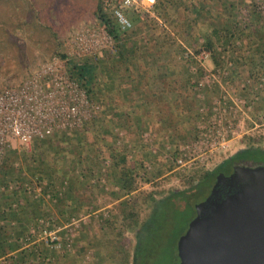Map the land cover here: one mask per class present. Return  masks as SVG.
I'll return each mask as SVG.
<instances>
[{
    "label": "rangeland",
    "instance_id": "obj_1",
    "mask_svg": "<svg viewBox=\"0 0 264 264\" xmlns=\"http://www.w3.org/2000/svg\"><path fill=\"white\" fill-rule=\"evenodd\" d=\"M100 1H103L105 12L113 17L111 8L105 5L104 0H0V90L6 85L20 84L36 69L54 59H59L63 63L66 61L63 59H69L70 62L66 64V68L68 67L71 73L72 65L78 60L101 55L105 51L113 52V47L103 46L104 40L98 43L89 41L88 44L92 46L85 52L81 50L78 43L74 42L78 34L82 35L86 31L91 33L104 25L97 14ZM214 1L174 0L169 21L157 18L154 10L156 0L150 11L136 12L142 20L157 19L161 25L172 27L179 33L173 35L179 37L180 43L184 46L182 61L181 63L177 61L176 65L170 63L169 66L177 68L179 80L176 85V89H179L177 91L182 94L194 93L201 99L206 98L209 93L212 98L210 105L201 104V107H204L200 110L201 117L194 118L192 125L187 124L186 128L191 131L189 140L180 143L177 137H170V141L163 130L162 117L167 108L163 109L162 115L151 111L150 115L145 116L151 126L142 133L141 137L133 136L131 129H115L113 139L124 149L129 160H134L135 156L140 159L149 157L141 175L155 168L156 158L171 162L174 167L172 171L149 182L143 180L141 176L138 188L132 192L123 190L119 185L107 180L103 171L111 164L110 160L102 163L103 171L90 172L88 168L75 167L68 163V166L64 165V168L69 171L71 180L67 177L59 184L50 183L49 179L47 182L45 180L40 182L38 180L40 175H31L23 183V195L32 200L43 198L46 204L39 207L43 213H37L36 221L24 232L23 240L20 242L23 248L35 245L37 251L44 247L50 248V251L54 250L44 254L47 256L45 261L54 260L53 254L59 253L61 256L66 255L64 258L68 259L69 264H132L135 250L132 227L140 215L142 217L145 215L147 206L144 201L151 198L147 196L153 193V196L158 198L170 189L178 190L188 186L192 180H197L201 174L213 167L215 160L232 153L233 146L245 136H264V76H254V72L246 73L241 77L233 75L232 69L235 68L236 62L228 55L220 56L218 63L210 58L198 62L188 56L190 51L202 49L205 35L209 33H205L207 27L200 24L203 22L204 25L210 20L211 17L204 14V10L207 11L208 8L217 7L214 16H218L219 21L233 22L241 26L253 23L252 10H255L264 20V13L259 11L255 0H233L235 4L229 10L224 9L225 0H219L218 6ZM193 5L197 8L194 9ZM198 10L203 14L196 17L200 23L195 22L188 26V17L193 20L194 16L200 13ZM129 17L132 21L131 29L136 22L130 14ZM211 19H214L213 16ZM162 57L163 60L169 59L165 55ZM230 61L232 65L229 64ZM188 67L189 72L188 70L184 72ZM187 77H190L191 86L186 84V86H180ZM200 81L210 84V87H207L208 90L195 88V84ZM122 99L123 106L118 113L120 116L126 114L134 124V114H129L132 108L125 105L126 101L123 97ZM93 101L100 105L99 111L82 126L73 130L89 131L93 135L98 133L91 123L100 116L103 107L98 101ZM158 104L155 102L152 107L156 109ZM62 133L63 131L55 134ZM219 134L229 137V149L226 153L211 156L208 151L209 138L206 141V137H217ZM145 137H149V140ZM169 146L170 149H168ZM184 146H190L186 159L189 160V156L193 158L191 166H180L176 161L182 155L181 148ZM153 148H156L157 152H154ZM12 156L13 153H8L5 161L9 157L7 162H13L17 169L21 168L23 172H26L28 169L23 165V161L14 160ZM49 160L52 161L50 156ZM59 161L61 163L60 159ZM59 161L55 159V162ZM235 163V165L247 166L257 164L241 159H236ZM262 164L264 165V162ZM58 169L55 168L56 175L61 174L63 170ZM87 175H91L89 180ZM5 178L7 179L8 176H0V193L7 191L8 184L4 183ZM10 185L8 189L12 190L15 185ZM69 190L74 194L72 204L71 200L67 203L60 202L65 197V199L70 198L67 195ZM209 194V187L205 186L197 195L189 193L185 197L177 196L173 202L175 210L168 208L167 212L156 219L158 222L152 229V235L144 243V255L148 254V257L140 264L180 263L179 239L188 230L190 222L196 216L197 204L205 200ZM16 206L15 203L14 207ZM5 217V213L0 211V225L14 226L15 231L23 229V227L18 229L17 221L7 222L4 220ZM33 229L36 230V235H33L31 240H27L26 237ZM44 229L58 230L63 247L54 248L55 244L45 238ZM5 244H9L7 239ZM12 255L14 254L0 258V264H15Z\"/></svg>",
    "mask_w": 264,
    "mask_h": 264
},
{
    "label": "trees",
    "instance_id": "obj_2",
    "mask_svg": "<svg viewBox=\"0 0 264 264\" xmlns=\"http://www.w3.org/2000/svg\"><path fill=\"white\" fill-rule=\"evenodd\" d=\"M173 1L156 0L154 10L157 18L169 21ZM193 1L191 0V2ZM214 2L216 6L220 3L219 0ZM223 4L224 9L229 10L232 9L235 1L225 0ZM103 6V1H100L97 14L115 40L113 52L105 51L101 55L82 58L74 63L71 69V73L85 86L91 99L102 104L103 109L100 116L91 123L98 133L93 135L89 131L67 130L62 134L36 138L31 151L15 150L12 156L14 160L21 159L23 161V165L28 169L26 172H23L21 168L17 169L13 162H7L9 157L0 165V176H8L7 179H4V183L8 184L6 186L9 188L10 184L15 185L12 190L7 188L6 192L0 193V211L5 213L6 218L16 220L19 225L18 229L25 228V230L15 231L14 226L0 225V257L17 251L14 253L15 255H12L15 264H69L68 259L64 258L66 255L61 256L59 253L53 254L54 260L45 261L47 256L44 254L54 251H50L48 247L37 251L35 245L23 248L20 243L23 240L24 232L36 221L35 215L43 213L39 207L46 204L43 198L32 200L23 195V183L31 175H40L38 177L40 182L44 180L47 182L49 179L50 183L59 184L64 178L68 177L67 179L71 180L69 171L64 168V165L68 166V163L75 167L88 168L90 172L103 171L102 163L105 160H110L111 164L103 171L107 180L119 185L123 190L132 192L138 188L141 176L143 180L149 182L169 173L174 167L171 162L156 158L155 168L151 172L148 171L145 175H141L149 157L145 156L140 159L135 156L134 160H129L124 149L118 146L113 139L115 129H131L133 136L141 137L142 133L151 126L145 116L150 115L151 111L162 115L163 109L167 108L168 110L162 117L163 130L166 132V137L169 139L177 137L180 143L191 137V131L186 126L187 124L192 125L191 122L194 121V118L201 117V104L204 106V104L212 103L209 93L207 97L205 96L206 98L201 99L197 94L189 92L182 94L177 91L179 89H176V85L179 83L177 68L169 66L170 63L176 65L177 61L181 63L184 52L180 38L173 35H177L176 29L161 25L157 19L142 20V17L136 12L130 13L136 22L134 27L122 29L118 19L114 16V18L110 17ZM193 8L197 7L193 5ZM216 8L204 10V14L209 18L213 16L215 22L211 18L204 25L203 22L197 21L196 17L203 15L198 10L200 13L196 14L193 20L188 17V26L198 22V24L207 27L205 33H209H206L203 45L211 52L212 59L217 63L220 56L228 55L231 60H234L236 66L232 69L233 75L241 77L246 73L254 72V76L263 77L264 20L255 10H252L253 23L251 25L241 26L233 22L219 21L218 16H214ZM163 55L169 59L163 60ZM187 70L189 72V67L184 72ZM185 84L191 86L190 77L181 82L180 86ZM205 90L208 89L205 88ZM122 97L126 101L125 105L132 107L129 114H134V124L126 114L120 116L118 113L123 106V103L119 102L120 99L123 101ZM155 102L159 103L156 109L152 107ZM49 156L53 162L49 160ZM55 159L58 161L60 159L61 163L60 161L55 162ZM236 159L254 162L257 163L256 165L262 164L264 148L247 147L224 155L219 160H215L216 163L213 167L201 174L197 180H192L188 186L178 190L170 189L160 199L154 198L156 210L144 224L147 230L145 242L152 235V229L158 222L156 221L158 216L161 217L168 211V208H171L172 211L175 210L173 202L177 196L185 197L189 193L197 195L205 186H208L209 192H211L217 175L221 172L226 174L232 172ZM55 168L63 169L61 174L56 175ZM91 175H87L88 180ZM78 178L80 179V176ZM67 195L70 198L65 199V197L60 202L67 203L68 200H71L72 204L74 194L69 190ZM147 197L152 198L153 193ZM15 203L16 207H14ZM15 233V239L9 244H5V239ZM147 257L148 254L144 255L143 244L141 248L136 249L132 264H140Z\"/></svg>",
    "mask_w": 264,
    "mask_h": 264
},
{
    "label": "built area",
    "instance_id": "obj_3",
    "mask_svg": "<svg viewBox=\"0 0 264 264\" xmlns=\"http://www.w3.org/2000/svg\"><path fill=\"white\" fill-rule=\"evenodd\" d=\"M154 2L155 0H104L122 29H129L132 26L130 13L150 11ZM255 3L259 11L264 13V0H255ZM100 40H104L103 46L109 45L114 48L115 40L105 25L91 33L86 31L82 35L78 34L74 42L85 52L92 46L88 44L89 41L98 43ZM201 48L200 51H195L196 53L190 51L188 56L198 62L206 58L212 60L211 52L204 45ZM63 60H66L65 63L54 59L43 64L20 84L6 85L0 90V165L13 149L20 147L30 149L33 139L79 128L99 111L100 105L91 99L85 86L70 73L68 67L66 68L69 59ZM229 64L232 65V62ZM196 87L209 88L210 84L200 81L195 84ZM145 139L149 140V137ZM207 139L211 156L228 151L229 137L219 134L217 137H206V141ZM189 150L190 146L181 148L182 155L176 159L180 166H191L193 158L189 156V160L186 159ZM153 151L157 152V149L153 148ZM43 231L45 238L55 244L54 248L63 247L58 230ZM33 235H36L35 229L26 239L31 240Z\"/></svg>",
    "mask_w": 264,
    "mask_h": 264
},
{
    "label": "water",
    "instance_id": "obj_4",
    "mask_svg": "<svg viewBox=\"0 0 264 264\" xmlns=\"http://www.w3.org/2000/svg\"><path fill=\"white\" fill-rule=\"evenodd\" d=\"M178 253L179 264H264V165L217 175Z\"/></svg>",
    "mask_w": 264,
    "mask_h": 264
},
{
    "label": "flooded vegetation",
    "instance_id": "obj_5",
    "mask_svg": "<svg viewBox=\"0 0 264 264\" xmlns=\"http://www.w3.org/2000/svg\"><path fill=\"white\" fill-rule=\"evenodd\" d=\"M247 147L264 148V136L262 135L245 136L242 140L239 141V143H236V145L233 146L232 153ZM258 165H263V164H258ZM258 165H254V166H258ZM161 197L157 198V196H153L152 198H147L146 201H144L145 205L147 206L145 215L143 217L142 215H140V218L137 219L136 224L133 225L132 227L133 229L132 234L134 240L133 247L135 248L134 253L136 252V249H138V247L141 248L145 243V238L147 237V230L144 224L152 217L153 212L156 210V202H155L156 200H154V198L160 199Z\"/></svg>",
    "mask_w": 264,
    "mask_h": 264
},
{
    "label": "crops",
    "instance_id": "obj_6",
    "mask_svg": "<svg viewBox=\"0 0 264 264\" xmlns=\"http://www.w3.org/2000/svg\"><path fill=\"white\" fill-rule=\"evenodd\" d=\"M119 102L123 103V101H122L121 99L119 100ZM124 104H125V103H124ZM129 108H132V107L129 106ZM34 141H35V139H33V142H32V145H31V148H30V149H26V148L20 147V148L13 149V150L10 151L9 153L12 154V153L15 152V150H21V149H26L27 151H31V149H32V147H33V143H34ZM9 155H10V154H9ZM30 199H32V198H30ZM5 218H6V217H5ZM5 218H4V220L7 221V222H9V221H11V222H15V221H16V220H10L9 218H6V219H5ZM17 223H18V222H17ZM13 224H14V223H13ZM6 239H7V240L9 241V243H10L11 241H13V240L15 239V235H14V234H11V236H10V237L8 236ZM15 252H17V251L9 252V253H7V255H8V254H11V253L14 254ZM7 255H5V256H7ZM14 255H15V254H14ZM0 258H1V257H0ZM2 258H3V257H2Z\"/></svg>",
    "mask_w": 264,
    "mask_h": 264
}]
</instances>
